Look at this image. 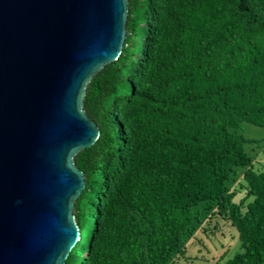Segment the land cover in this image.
<instances>
[{
	"label": "trees",
	"instance_id": "trees-1",
	"mask_svg": "<svg viewBox=\"0 0 264 264\" xmlns=\"http://www.w3.org/2000/svg\"><path fill=\"white\" fill-rule=\"evenodd\" d=\"M128 2L122 53L86 89L100 136L76 157L65 264H181L220 222L241 245L225 264H264V172L246 148L264 140L241 133L264 128V0Z\"/></svg>",
	"mask_w": 264,
	"mask_h": 264
},
{
	"label": "water",
	"instance_id": "water-1",
	"mask_svg": "<svg viewBox=\"0 0 264 264\" xmlns=\"http://www.w3.org/2000/svg\"><path fill=\"white\" fill-rule=\"evenodd\" d=\"M128 0H0V264H65L77 155L100 136L86 89L119 58Z\"/></svg>",
	"mask_w": 264,
	"mask_h": 264
},
{
	"label": "rangeland",
	"instance_id": "rangeland-1",
	"mask_svg": "<svg viewBox=\"0 0 264 264\" xmlns=\"http://www.w3.org/2000/svg\"><path fill=\"white\" fill-rule=\"evenodd\" d=\"M241 133L248 139L264 140V128L244 124ZM246 148L254 159L255 170L264 172V143ZM230 187L238 192L237 202L245 197L246 190L242 176H238ZM215 231L218 234L215 238L210 237V234L203 229L197 231L195 237L186 242L188 258L181 264H225L227 259L241 252L238 234L228 224L220 222L219 229Z\"/></svg>",
	"mask_w": 264,
	"mask_h": 264
}]
</instances>
